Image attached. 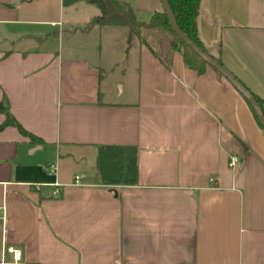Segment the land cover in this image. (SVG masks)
Returning a JSON list of instances; mask_svg holds the SVG:
<instances>
[{
  "label": "crops",
  "instance_id": "0c3cea01",
  "mask_svg": "<svg viewBox=\"0 0 264 264\" xmlns=\"http://www.w3.org/2000/svg\"><path fill=\"white\" fill-rule=\"evenodd\" d=\"M119 1L139 20L163 10ZM98 14L91 0H0V101L41 139L0 130V264H264V132L248 104L179 51L168 69L126 51L123 27L84 28ZM197 28L264 100V0H200Z\"/></svg>",
  "mask_w": 264,
  "mask_h": 264
},
{
  "label": "trees",
  "instance_id": "16d2710c",
  "mask_svg": "<svg viewBox=\"0 0 264 264\" xmlns=\"http://www.w3.org/2000/svg\"><path fill=\"white\" fill-rule=\"evenodd\" d=\"M91 1L97 4L99 8V14L94 16L85 25L84 28H88L93 25H114L123 27L125 28L126 51L131 45L134 44L144 46L168 69L171 66L172 55L176 51H179L181 53L184 65L196 71L197 74L204 73L206 67L209 66L198 54L190 49L174 31L171 30L166 14L163 10L154 11L148 20H139L136 18L131 6L127 2L119 0ZM168 4L180 30L193 43L206 51L211 57H213L222 65L220 59L212 54L207 49V47H205L198 35L197 17L200 12V0H168ZM164 36L167 37L168 42L166 54L165 56H162L161 38ZM212 69L215 71L216 75L219 78H224L220 74V72H218L214 68ZM252 94L256 98L264 114V100H262L256 94ZM250 110L254 116L256 123L258 124L260 129H262L251 108ZM0 113L4 114V120L2 121V123H0V130H2L6 126H13L20 133L28 136L30 142L41 143L40 138L29 133L14 118V116L9 111V107L6 101H0ZM262 131L264 132L263 129Z\"/></svg>",
  "mask_w": 264,
  "mask_h": 264
},
{
  "label": "water",
  "instance_id": "95a60500",
  "mask_svg": "<svg viewBox=\"0 0 264 264\" xmlns=\"http://www.w3.org/2000/svg\"><path fill=\"white\" fill-rule=\"evenodd\" d=\"M162 9L166 14L167 20L169 22L170 28L174 31L183 42L192 49L196 54H198L210 67L214 68L238 91V93L244 98V100L249 104L252 109L257 121L264 130V114L260 105L258 104L256 98L251 93L249 89L243 85L228 69L211 57L206 51L193 43L178 27L174 15L168 4V0H161ZM168 39L166 36L161 38V55L165 56L167 50Z\"/></svg>",
  "mask_w": 264,
  "mask_h": 264
},
{
  "label": "rangeland",
  "instance_id": "374dc122",
  "mask_svg": "<svg viewBox=\"0 0 264 264\" xmlns=\"http://www.w3.org/2000/svg\"><path fill=\"white\" fill-rule=\"evenodd\" d=\"M117 34L119 35V33H117ZM115 37H118V36L116 35ZM106 38H107V36L105 37V35H104V37H102V39L104 40L103 42H105ZM117 40L118 39L116 38L115 41L117 42ZM103 44L104 45H103L102 48H103V50H105V43H103ZM123 44H124V42H123ZM112 49H115V46ZM110 54H111V52H110ZM107 55H108L109 58H114V57H111L112 54L109 55L108 52H107ZM117 63H119V69H125L126 66H127V60L123 61L122 59H119L117 61ZM125 72L126 73L123 74L122 76L119 73H117L116 76H118V79L121 80L125 85H127L128 82H130V83L133 82L134 83V77L136 76V73L133 70V66H129V67L127 66V69H126ZM114 77H115V75H114Z\"/></svg>",
  "mask_w": 264,
  "mask_h": 264
},
{
  "label": "built area",
  "instance_id": "2783aa9c",
  "mask_svg": "<svg viewBox=\"0 0 264 264\" xmlns=\"http://www.w3.org/2000/svg\"><path fill=\"white\" fill-rule=\"evenodd\" d=\"M237 162H238V157H237L236 155H232V156L230 157V160H229L228 165H229L230 167H232V166H234ZM47 170H48L49 173H55L56 170H57V165H56V163H55V162H51V163H49L48 166H47ZM54 184H55V185H58V183H54ZM0 218L2 219L3 217H0ZM8 250L11 251V252L13 253L14 256H16V257L19 256V250H17V249H12V248H9Z\"/></svg>",
  "mask_w": 264,
  "mask_h": 264
}]
</instances>
